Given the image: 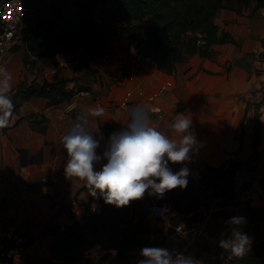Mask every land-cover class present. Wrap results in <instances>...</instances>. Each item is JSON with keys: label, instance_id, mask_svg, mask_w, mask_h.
I'll use <instances>...</instances> for the list:
<instances>
[{"label": "crops", "instance_id": "1", "mask_svg": "<svg viewBox=\"0 0 264 264\" xmlns=\"http://www.w3.org/2000/svg\"><path fill=\"white\" fill-rule=\"evenodd\" d=\"M35 1L41 0H27ZM221 1L214 15L219 33L228 30L239 43L214 42L213 54L197 51L177 60L171 68L159 67L151 56L142 60L136 43H129L127 34L115 32L106 35L100 57H91L82 45L43 57L30 52L32 60L28 61L24 56L25 34L35 24L37 13L25 15L5 67L12 74L9 95L13 109L9 125L0 128V212L4 222H14L27 233V257L54 259L50 251L54 226L63 227L101 208L102 196L92 197L84 181L75 177L70 180L64 173L68 157L61 138L76 117L91 108L105 109L102 117L87 118V130L97 138L101 133L104 136L98 154L103 153L108 140L99 119L112 122V132L118 131L130 121V110L145 101L149 124L179 139L171 124L179 114L187 115L192 121L190 131L201 146L192 153L191 161L169 162V167L175 172L187 166L190 175L199 180L197 186L213 190L217 187L201 182V173L209 172V165L225 167L231 160H238L241 165L235 183L231 182L235 199H243V205L248 199L254 207L264 206L260 183L264 176V5H257V0ZM103 2L95 3L97 16L99 9L112 0L105 5ZM54 75L68 77L65 87L75 90L71 97L57 94L59 99L47 103L51 95L29 99L20 96L18 103L13 102L19 83L42 84ZM256 102L262 121L261 139L259 159L251 167L255 162ZM244 113L245 129L241 122ZM44 124L46 130L40 128ZM105 163L106 159L97 163L95 170ZM223 191L217 195L228 192ZM250 235L255 236L254 232Z\"/></svg>", "mask_w": 264, "mask_h": 264}, {"label": "trees", "instance_id": "2", "mask_svg": "<svg viewBox=\"0 0 264 264\" xmlns=\"http://www.w3.org/2000/svg\"><path fill=\"white\" fill-rule=\"evenodd\" d=\"M97 0H52L35 1L31 11L37 13L36 22L25 34L27 48L25 58L31 52L39 57L47 54L68 51L84 45L91 57L103 55L101 46L110 32L127 34L129 43L135 42L138 56L143 60L151 56L159 67L171 68L177 60L185 59L194 52L211 55L213 43L233 41L239 43L228 30L219 33L214 15L221 0H112L95 14ZM248 3L252 0H241ZM264 5V0H257ZM1 28V26H0ZM14 48V47H13ZM68 77L54 75L47 77L42 84L19 83L14 91V103L19 97L50 96L54 89L62 98H69L74 89L65 87ZM86 88H89L88 86ZM256 104L254 117L255 138L253 141L254 159H259L261 139V118ZM244 115L241 122L244 128ZM22 115L19 114V117ZM36 124V122H35ZM99 124L107 139L112 133V122L99 119ZM46 130L47 124L40 127ZM6 129V127H5ZM241 163L231 160L225 167L209 165L215 173H202L200 180L206 186L235 181ZM207 177V179H205ZM261 186L264 188V176ZM225 192L226 188L223 189ZM108 203L101 197V208L82 218L54 226L55 239L50 245L54 259L75 262L80 256L78 249L99 240L102 232L112 225V213ZM246 234L254 232L251 249L242 259H228L226 264H264V206L254 207L250 202L246 210ZM49 264L53 260H49Z\"/></svg>", "mask_w": 264, "mask_h": 264}, {"label": "clouds", "instance_id": "3", "mask_svg": "<svg viewBox=\"0 0 264 264\" xmlns=\"http://www.w3.org/2000/svg\"><path fill=\"white\" fill-rule=\"evenodd\" d=\"M12 74L0 66V128L9 125L13 103L11 90ZM148 106L138 105L130 110V121L118 131L109 135L105 150L98 154L104 136L99 138L87 130L88 117H102L103 107L91 108L84 115H78L70 130L62 136L61 142L67 152L64 173L68 179L79 178L85 182L92 197L102 196L106 203L116 207L129 206L134 200L149 196L162 199L167 191L188 186L190 170L187 166L173 171L169 162L191 161L192 153L199 150L201 142L190 131L192 121L181 113L171 124L179 134L172 139L149 124ZM107 160L97 171L95 165ZM229 229L221 234L219 247L225 250L228 259L247 255L251 249L252 238L241 231L246 218L233 216L225 221ZM230 233V235H229ZM117 254L112 250V256ZM143 259L137 264H199L200 261L182 252L169 251L164 247H143ZM223 255V254H222Z\"/></svg>", "mask_w": 264, "mask_h": 264}, {"label": "rangeland", "instance_id": "4", "mask_svg": "<svg viewBox=\"0 0 264 264\" xmlns=\"http://www.w3.org/2000/svg\"><path fill=\"white\" fill-rule=\"evenodd\" d=\"M105 2L102 4L105 5ZM94 11H98V8L95 7ZM23 31L20 35L24 36ZM28 58L31 61L32 55ZM256 163L253 162L251 167H255ZM208 169V173H215L213 168L208 166ZM188 180L187 188L177 187L167 191L162 199L147 194L143 199L132 201L129 206L109 204L112 225L102 232L99 240L78 249L80 258L77 261L52 259L53 263L137 264L139 259H143L140 255L143 247H164L174 254L182 252L191 255L200 261L199 264H226V252L219 247L221 234L230 227L225 221L233 216L245 217L250 200H245L243 205V199H235L232 183H221L212 190L201 184L197 186L199 180L193 175H189ZM225 188L228 192L217 195ZM153 201L166 205L167 213H151L149 205ZM170 224L178 228L167 235ZM239 227L246 233L244 225ZM248 236L254 239L253 235ZM113 249L117 252L115 256H112ZM49 260L26 257L22 264H49Z\"/></svg>", "mask_w": 264, "mask_h": 264}, {"label": "built area", "instance_id": "5", "mask_svg": "<svg viewBox=\"0 0 264 264\" xmlns=\"http://www.w3.org/2000/svg\"><path fill=\"white\" fill-rule=\"evenodd\" d=\"M31 4L27 0H0V66H7L9 53L18 42L21 24L31 11ZM141 104L145 105L146 102ZM72 202L77 203V199ZM149 208L151 213L161 215L168 210L166 205L156 201L150 203ZM26 239L27 233L14 222H4L0 212V264H22L27 257L24 247Z\"/></svg>", "mask_w": 264, "mask_h": 264}, {"label": "water", "instance_id": "6", "mask_svg": "<svg viewBox=\"0 0 264 264\" xmlns=\"http://www.w3.org/2000/svg\"><path fill=\"white\" fill-rule=\"evenodd\" d=\"M58 91L57 89H54L51 96L49 97L47 103H51L59 99L60 97L57 96ZM43 104H39V107H42ZM38 182H43L42 180H38ZM177 230L176 225L170 224L168 227L167 235H170L171 233L175 232Z\"/></svg>", "mask_w": 264, "mask_h": 264}]
</instances>
